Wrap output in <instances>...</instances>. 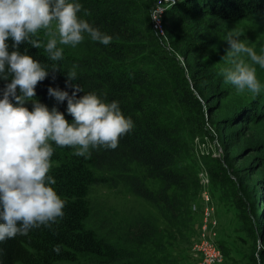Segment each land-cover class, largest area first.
I'll return each mask as SVG.
<instances>
[{"label": "trees", "instance_id": "trees-1", "mask_svg": "<svg viewBox=\"0 0 264 264\" xmlns=\"http://www.w3.org/2000/svg\"><path fill=\"white\" fill-rule=\"evenodd\" d=\"M76 2L82 5L78 15L112 41L105 46L85 33V40L76 47L58 45L64 49L60 61H52L43 46L37 49L21 43V54L32 56L48 70L36 86L34 100L56 107L71 123L67 101L57 102L48 88L71 95V85L77 84L83 90L78 97L95 91L106 102L118 101L133 128L115 150L91 149L88 157L53 143L49 175L65 201L64 215L27 235L0 242V264H177L167 249L173 233L179 235L189 222L187 209L198 189L196 175L186 166L191 158L189 144L203 131L204 106L210 103L206 89H215V72L206 65L215 62L220 23L264 17V0H180L164 20L170 51L159 43L162 37L151 23L154 0ZM39 37L46 43L43 30ZM7 44L9 52L16 50L11 38ZM176 55L186 61L185 66ZM73 66L76 79L69 81ZM10 80V76L0 79V98ZM213 97H223L222 92H214ZM262 102L255 104L248 120L234 115L219 127L253 121L256 110L264 119V98ZM149 181L158 182L159 187L149 188ZM97 186L121 187L153 204L173 233L143 215L102 217L97 222L89 200L90 190ZM258 227L264 231V221ZM57 247L59 252L54 250ZM261 257L264 261V253Z\"/></svg>", "mask_w": 264, "mask_h": 264}, {"label": "clouds", "instance_id": "clouds-1", "mask_svg": "<svg viewBox=\"0 0 264 264\" xmlns=\"http://www.w3.org/2000/svg\"><path fill=\"white\" fill-rule=\"evenodd\" d=\"M81 9L76 0H0V79L11 77L0 98V242L63 217L65 201L52 187L56 180L49 175L53 143L88 157L91 149L115 150L120 138L133 128L118 101L106 102L95 91L78 97L83 90L77 84L71 85V95L48 88L57 102L67 101L71 123L56 107L49 110L34 100L36 86L48 70L32 56L21 54V43L37 49L43 46L52 61L63 59L64 49L58 45L76 47L85 40V33L92 41L111 43L110 35L78 15ZM161 11H154L152 19L158 21ZM41 30L46 43L39 37ZM240 36V31L233 30L226 38L231 66L222 69L224 82L237 92L259 95L262 85L255 65L264 69V54H257ZM9 38L16 49L11 52ZM67 77L76 79L75 66ZM29 101L32 110L25 106ZM54 250L59 252L58 247Z\"/></svg>", "mask_w": 264, "mask_h": 264}, {"label": "rangeland", "instance_id": "rangeland-1", "mask_svg": "<svg viewBox=\"0 0 264 264\" xmlns=\"http://www.w3.org/2000/svg\"><path fill=\"white\" fill-rule=\"evenodd\" d=\"M179 1L154 0L150 10V16L156 5L160 4L165 10L162 16L164 34L159 43L165 45L167 51H170L165 36L168 23L164 20L167 11ZM151 23L153 25L152 19ZM220 24L215 62L206 65L212 66L215 72V89H206L210 103L209 107L204 106L203 131L190 141L191 158L186 161L189 171L196 175L198 189L196 199L187 209L189 222L185 228L176 235L169 230L157 207L121 187H93L89 200L97 222L102 217L109 220L136 215L153 218L159 228L173 233L167 252L177 264H202L203 258L197 248L202 243L212 244L213 249L221 253L219 261L209 264H264L261 257L264 231L259 232L258 227L264 221V119H259L256 110L253 121H243L240 125L233 121L229 127H219L221 121H228L234 115L248 120L256 109L255 104L263 103L264 69L255 65L262 85L259 95L247 90L237 92L234 86L224 82L222 69L231 66L226 56V38L230 31H240L241 40L257 54H264V17L252 16ZM176 56L180 65L185 66L186 61ZM215 90L222 92L223 97H213ZM44 105L51 110L49 104ZM27 107L32 110L33 102H28ZM146 184L153 190L159 187L158 182Z\"/></svg>", "mask_w": 264, "mask_h": 264}, {"label": "built area", "instance_id": "built-area-1", "mask_svg": "<svg viewBox=\"0 0 264 264\" xmlns=\"http://www.w3.org/2000/svg\"><path fill=\"white\" fill-rule=\"evenodd\" d=\"M157 10H162L159 13V20L158 21L153 20L152 17H151V19L153 22V28H154L155 32L157 33V35L162 37L164 34V32L162 30V16L164 15L165 10L163 9V6H161L160 4L156 5V9L153 10V12L157 11ZM152 14H151V16H152ZM197 248H198V251L201 253L202 258H203L202 264H209V263L219 261L222 257L221 253L219 251H215L213 249L212 244L202 243Z\"/></svg>", "mask_w": 264, "mask_h": 264}]
</instances>
